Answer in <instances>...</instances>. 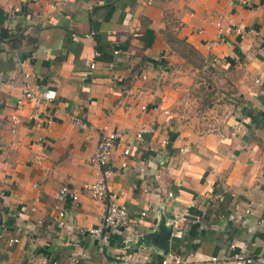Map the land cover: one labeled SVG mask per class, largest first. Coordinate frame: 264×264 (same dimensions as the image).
I'll return each mask as SVG.
<instances>
[{
	"label": "crops",
	"instance_id": "0c3cea01",
	"mask_svg": "<svg viewBox=\"0 0 264 264\" xmlns=\"http://www.w3.org/2000/svg\"><path fill=\"white\" fill-rule=\"evenodd\" d=\"M25 72L57 99L27 101L13 124ZM102 125L121 135L109 191L132 221L147 212L106 243L88 233L104 205L83 187L100 178ZM262 179L264 1L0 0V264H235L231 242L264 250Z\"/></svg>",
	"mask_w": 264,
	"mask_h": 264
},
{
	"label": "built area",
	"instance_id": "2783aa9c",
	"mask_svg": "<svg viewBox=\"0 0 264 264\" xmlns=\"http://www.w3.org/2000/svg\"><path fill=\"white\" fill-rule=\"evenodd\" d=\"M264 1V0H262ZM242 5H247L248 0H240ZM224 21V16H219L216 21V25L220 27ZM238 30V29H237ZM119 50L115 49L114 53H118ZM99 53H96V57ZM218 59L213 58V62ZM113 64L109 63L110 68ZM96 67V62L92 61L89 65L91 70ZM30 77L28 72L24 73V85L22 92L15 101L14 113L10 115V119L13 124H18L20 122L19 112L25 106L28 101L34 104L47 105L54 102L57 99V91L54 88L40 89L37 85L28 81L27 78ZM142 109H146L142 106ZM167 112V110H165ZM33 118V116H30ZM70 121L74 125L85 129L87 127V122L76 116L75 114H70ZM99 136L95 149L89 159L92 165H95L100 170V178L95 183L84 184L83 187L88 191L91 197L97 201H100L104 205V211L102 218L98 225L88 229V233L101 239L104 243L108 242L111 235L124 236L128 231L132 230L134 227L139 225L142 220L147 217V212L142 210L139 213L138 218L132 221L130 218V213L127 207L123 204H119L114 195L109 191L107 185V179L111 175V169L109 168V161L111 153L116 145L121 141V135L118 131L110 129L107 125H102L99 129ZM152 134V129H148L145 126L140 127L135 138L137 140H142L146 135ZM165 142V140H162ZM131 149L126 146L123 149V155H129ZM121 166H126L125 162L121 163ZM59 196L62 198H70L73 202L78 201L77 194L66 186H62L59 189ZM172 196V193L168 194ZM261 195L264 196V179L261 180ZM247 212L249 210H246ZM63 211H59L57 214V220L59 224H63ZM177 218V216H175ZM260 222L264 223L261 219ZM50 227L51 224H47ZM230 253L226 255L225 259L231 261L235 264H264V250L258 253H251L247 249L246 244L238 246L235 242H231L229 245ZM212 261L217 260L216 256L211 257ZM112 264H150L149 260L142 258L135 254L134 252L118 254L114 257ZM160 264H185V260L177 254L169 252L165 254Z\"/></svg>",
	"mask_w": 264,
	"mask_h": 264
},
{
	"label": "trees",
	"instance_id": "16d2710c",
	"mask_svg": "<svg viewBox=\"0 0 264 264\" xmlns=\"http://www.w3.org/2000/svg\"><path fill=\"white\" fill-rule=\"evenodd\" d=\"M99 57H100V56H99ZM99 57H98V58H99ZM98 58H97V59H98Z\"/></svg>",
	"mask_w": 264,
	"mask_h": 264
}]
</instances>
